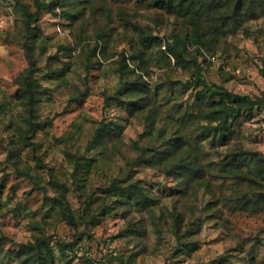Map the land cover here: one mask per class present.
Returning <instances> with one entry per match:
<instances>
[{"label": "rangeland", "instance_id": "374dc122", "mask_svg": "<svg viewBox=\"0 0 264 264\" xmlns=\"http://www.w3.org/2000/svg\"><path fill=\"white\" fill-rule=\"evenodd\" d=\"M54 1L0 0V264H23L22 244L39 236L53 264H264V177L250 173L264 163V0L237 19L233 3L201 15L178 2ZM197 18L213 52L194 36ZM185 35L188 53H168ZM195 58L209 84L263 100L227 143L188 118L203 87L185 85ZM26 76L40 82L31 103ZM105 121L116 122L109 138ZM55 182L75 224L49 209ZM113 182L145 186L152 201L95 193ZM177 212L190 252L178 251Z\"/></svg>", "mask_w": 264, "mask_h": 264}, {"label": "trees", "instance_id": "16d2710c", "mask_svg": "<svg viewBox=\"0 0 264 264\" xmlns=\"http://www.w3.org/2000/svg\"><path fill=\"white\" fill-rule=\"evenodd\" d=\"M176 2H178L181 6L188 5V8H194L193 11L201 12V15L202 13H204V11L210 14L211 10L216 6L223 4L227 5L230 3H233V7L229 14L230 18L237 19L240 14L253 15L257 13L256 5L253 0H198V2H196V0H156V4L164 8H170L172 5H175ZM35 3L40 9L43 7H52L53 4H57V1L35 0ZM70 15L73 16L74 14ZM193 26L195 38L198 41L204 39L203 35L207 34V30L203 28L204 26L200 24L198 18L197 20H195ZM188 38V35H185L184 37H174L173 42H169L168 44L167 52L173 53L178 57L182 56L185 53H188L186 52L187 47L189 46V44L187 43ZM202 45L205 46V49L202 50L203 53L206 54V50L209 52H213V50L210 49L213 47V44L211 42L205 43V41L202 40ZM193 63L196 67V74L193 76L194 79L188 80V83L185 85H188V87H190L194 86L197 83H200L203 85V87L194 96V102L199 106V109L195 112L189 113L188 118L190 120L207 119L208 123L205 124V127L208 130L212 131V134L214 135L212 136V138L217 141L221 140L227 143L229 136L233 133L234 123L237 122V120L242 116L243 112L252 115L254 109L258 105H261L263 103V100L260 97H253L250 94L237 93L221 86H213L209 84L203 77V73L201 70L202 67L197 58L193 60ZM64 71L65 68H62L61 73H63ZM25 78V94H23V96H26L28 98L27 103H31V101L36 97V91L40 87V82L36 78H30L28 76H26ZM114 98L116 99V97ZM112 123L115 124L116 122H103V124L100 126V136H102L103 138H109L111 136L113 132L111 126ZM32 129L33 128H30V130ZM23 139H26L29 142V145H35L33 144L34 142L30 140L29 136H24ZM158 155L160 156L159 152L157 154L153 153L151 157L158 158ZM162 159H167L168 163H171L167 156ZM182 160V165H184L185 167L191 164V162L186 158H182ZM171 165L173 166L174 164L172 163ZM250 173L256 177H264V163L261 162V158L258 159V165L253 169L251 168ZM186 175L187 173L184 176ZM190 178L191 176H187L185 183H189L193 179ZM131 186L132 184L123 185L113 182L108 189L99 188V190H95V193H107L111 188L119 189L121 191V194L123 195V198H121L120 202L126 205L133 202L147 204L152 201L150 191L145 186H137L135 188H132ZM187 186L188 185L186 184L184 187L187 188ZM54 187L59 191V194L53 197L51 201L52 206H50L49 209L54 210L55 214L60 216L61 218L66 219L72 224H75L76 221L71 212V208L67 204L65 193H63V191H65L66 189V185L63 183L55 182ZM180 219L181 213L177 212V214L175 215V232L178 233L179 238H181L182 235L186 239L187 232H183L181 230V223H178V220L180 221ZM180 231L182 233H180ZM49 240L50 237L48 236H39L35 242H29L27 244L23 243V253L25 254V258H23L22 260L23 264H53L55 255L54 249L50 245ZM1 243L2 239H0V246ZM194 243L196 242L189 240L182 241L181 238V240L179 241L178 251L182 250L183 252H190L195 248ZM67 245L73 246L74 243L61 245V251H63L64 253L67 251ZM130 258H128V261L126 262L121 261L122 264H129Z\"/></svg>", "mask_w": 264, "mask_h": 264}]
</instances>
